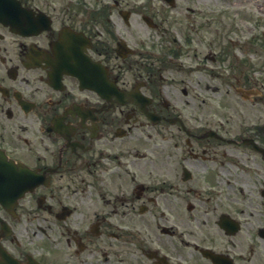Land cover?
Listing matches in <instances>:
<instances>
[{
    "label": "flooded vegetation",
    "instance_id": "flooded-vegetation-1",
    "mask_svg": "<svg viewBox=\"0 0 264 264\" xmlns=\"http://www.w3.org/2000/svg\"><path fill=\"white\" fill-rule=\"evenodd\" d=\"M18 1L48 23L0 21V151L35 174L0 264H264V0Z\"/></svg>",
    "mask_w": 264,
    "mask_h": 264
},
{
    "label": "rangeland",
    "instance_id": "rangeland-1",
    "mask_svg": "<svg viewBox=\"0 0 264 264\" xmlns=\"http://www.w3.org/2000/svg\"><path fill=\"white\" fill-rule=\"evenodd\" d=\"M167 59H169V54H167ZM172 63H175V62H172Z\"/></svg>",
    "mask_w": 264,
    "mask_h": 264
}]
</instances>
